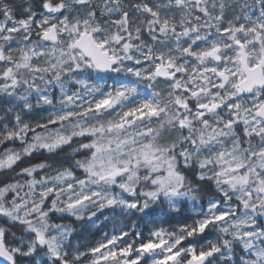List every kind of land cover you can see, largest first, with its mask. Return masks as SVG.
<instances>
[{"label": "snow or ice", "instance_id": "1", "mask_svg": "<svg viewBox=\"0 0 264 264\" xmlns=\"http://www.w3.org/2000/svg\"><path fill=\"white\" fill-rule=\"evenodd\" d=\"M0 264H264V0H0Z\"/></svg>", "mask_w": 264, "mask_h": 264}]
</instances>
